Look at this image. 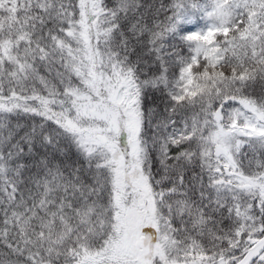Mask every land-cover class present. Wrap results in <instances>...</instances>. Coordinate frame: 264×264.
<instances>
[{"label":"snow or ice","instance_id":"obj_1","mask_svg":"<svg viewBox=\"0 0 264 264\" xmlns=\"http://www.w3.org/2000/svg\"><path fill=\"white\" fill-rule=\"evenodd\" d=\"M0 264H264V0H0Z\"/></svg>","mask_w":264,"mask_h":264}]
</instances>
